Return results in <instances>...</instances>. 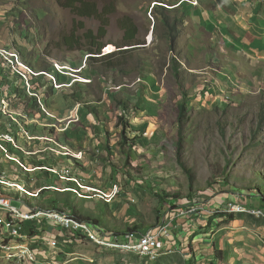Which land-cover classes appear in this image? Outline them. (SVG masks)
Here are the masks:
<instances>
[{
	"label": "rangeland",
	"instance_id": "374dc122",
	"mask_svg": "<svg viewBox=\"0 0 264 264\" xmlns=\"http://www.w3.org/2000/svg\"><path fill=\"white\" fill-rule=\"evenodd\" d=\"M95 1L100 8L114 6L101 54L121 45L120 19L131 17L139 29L141 43L118 67L88 57L85 43L74 50L62 44L63 35L79 22L85 26L79 33L96 31L98 19L76 16L57 0H0V76L9 68L29 72L20 86L13 78L2 85L0 77V132L13 135L14 155L27 166L34 165L27 160L51 159L58 170L27 173L0 149V172L6 170L10 180L25 182L30 190L45 188L32 198L9 194L12 203L25 211L56 210L74 218L55 209L67 204L99 220L76 227L40 215L21 221L18 236L0 222V263L264 264V215L220 211L232 198L264 211L256 195H264V0ZM162 10L178 20L174 40L156 15ZM48 62L59 66L57 78L47 75L53 87L41 88L49 121L25 110L32 111L26 93L37 82L27 80L28 66ZM115 95L129 100V137L136 141L126 152L118 143L123 111ZM183 99L188 118L180 134ZM79 151L82 159L74 155ZM72 156L78 167L69 164ZM64 178L78 180L89 198L65 193L72 188L62 186ZM2 218L10 219L1 212ZM167 224L165 242L173 249L157 260L120 246L132 235L113 234ZM201 234L215 244L214 255L204 260L195 257L192 241Z\"/></svg>",
	"mask_w": 264,
	"mask_h": 264
},
{
	"label": "trees",
	"instance_id": "16d2710c",
	"mask_svg": "<svg viewBox=\"0 0 264 264\" xmlns=\"http://www.w3.org/2000/svg\"><path fill=\"white\" fill-rule=\"evenodd\" d=\"M58 3L60 4L61 7L64 8H68L72 14L79 16V17H87V18H96L100 21V26L98 27V29L95 31L93 29H86L83 32L79 33L78 31L81 29H84V23L83 22H79L77 28H74L69 34L67 35H63L62 37V44L64 46H66L69 50H74V49H78L77 45H82V43H85V50H87L88 54H90V56L88 57H93V58H100V59H104L105 61L109 62V66L110 67H118L117 65H119V61L121 59H126L129 57V53L131 51H133L135 48L138 47V45L141 43L139 42L137 35L139 33V29L137 27V25L135 24V22L133 21V19L129 16H125L124 18L119 20V26L121 27V29L124 30V36L122 41L120 42V46L117 50H113L112 52H108L106 54H101V50L102 48H104L107 44L106 41H104V39L107 36L108 33V26L110 24V14H112L114 12V6H110V5H105L102 8H100L98 6L97 1L95 0H57ZM161 1V0H160ZM164 2V1H161ZM165 3V2H164ZM167 3V2H166ZM161 9L163 10H167V7L164 5H159ZM176 7V6H175ZM173 8H168V9H174ZM158 11V13L156 14L157 17L159 19H161L166 25H168L170 31H169V38L170 40H174L175 36L177 35L178 32L177 28H178V20L177 18L172 19L170 15H168L165 11ZM18 53V52H17ZM16 54V53H15ZM95 54H98L99 56H93ZM18 55V54H16ZM92 58V59H93ZM175 62H177L175 60ZM31 69V73L29 74V76L31 78H28L27 80H35L37 79V82H33L32 84H30V89H31V94H27L26 93V97L28 100L31 101L32 103V111H28L27 109H25L28 112V115L32 116V118H34L35 114H41L42 116H44L42 118L45 120H50V118L46 115V110H48L47 108V104L45 103V99L42 98V92H41V88L43 85H45L47 87V85L52 88L53 85L50 84V82L48 81L47 75H52L54 78L58 77V69L57 66L55 65L54 62H48L45 65L39 66L38 64H32L30 63L28 66ZM176 73L178 74V68H175ZM23 74H22V73ZM8 74V76H11L10 78H5V74ZM28 70L27 68H21L19 69V71L17 70H11L9 68V72H6L5 70H3V72L1 73V84L5 85V84H10L11 78H13L14 82L20 86L21 83L24 81V75H28ZM76 81H80L83 82L79 79H77ZM36 83H40V86H37ZM42 83V84H41ZM179 85H182L179 83ZM2 87H0V92H1ZM25 91V88H22ZM33 93V94H32ZM183 95H185V93H183ZM115 98H118V95H115ZM187 99V98H186ZM186 99H183L182 101L179 102L178 107H179V120H178V131L181 134V128L184 126L183 122L185 121L186 118H188V116H186ZM118 102L119 104L122 106V115L119 116V126L121 127V140L118 142L119 143V147L126 152L127 148H133L134 146V141H136V138H130L129 137V131L132 129V124L129 122L128 118H127V112L129 111V100L127 99H122V98H118ZM49 112H51L50 110H48ZM93 112H95L96 117L97 113L99 112L98 108H94L92 110ZM8 116H10L9 114H6ZM264 117V109H263V116ZM99 119V118H98ZM47 121V122H48ZM262 118H260L259 123L260 124L262 122ZM48 123H53V122H48ZM56 123V122H54ZM44 129H50L48 127H53V126H47V125H43ZM53 129V128H52ZM36 135V134H33ZM13 136V135H12ZM14 138V137H13ZM5 144L7 145V147L10 149L11 152H13L14 148L11 146L10 142L8 141H4ZM180 145V144H179ZM48 150V149H46ZM10 155V154H9ZM34 155V154H32ZM11 156H16L13 155ZM17 157V156H16ZM12 161V160H10ZM28 162L34 164L33 166H45L47 168L50 169H43L46 171H51V169H54L56 166L55 161L53 160H48L46 162H41V161H36V160H27ZM69 164L71 163V165L78 167L79 161L77 158H75L74 156L69 157L68 160ZM182 163V162H181ZM184 165V163H182ZM185 166V165H184ZM186 167V166H185ZM187 169V168H186ZM188 172H191V170L187 169ZM28 173V172H27ZM67 179V178H64ZM83 179V178H82ZM62 181V180H61ZM67 183L64 184H68V185H73V186H68V187H72L75 188L78 187L80 188V186L74 182V180H70L67 179L66 181ZM69 191H65L68 193H71ZM256 195H261V200L264 204V195L261 193H256ZM21 198V196H19ZM25 200H27L28 203H33L32 200L27 199L26 197H24ZM35 204H37L35 202ZM180 203L177 202V205H179ZM42 207H45L44 205ZM60 212H68L71 213L72 216L74 217L75 220H78L80 222H84L87 220H91L93 222L99 223V220L97 219H93V218H89L87 216H83V214H80L79 212H75L72 211V209H69L67 204L66 206H64V208H60L57 207L55 208ZM138 229L134 228V229H130L128 232H113V234L115 236H119L120 234L122 235H126V234H131L134 232H137Z\"/></svg>",
	"mask_w": 264,
	"mask_h": 264
},
{
	"label": "built area",
	"instance_id": "2783aa9c",
	"mask_svg": "<svg viewBox=\"0 0 264 264\" xmlns=\"http://www.w3.org/2000/svg\"><path fill=\"white\" fill-rule=\"evenodd\" d=\"M4 141L10 142V144H14V142L16 143L13 136L9 133H5V131L0 132V149L6 152L5 155L9 160H12L13 162L17 163L20 167H22L25 170V172L30 173L36 170L50 169L45 166H41V167L27 166L20 160V158L9 155L8 149L6 148L7 145L4 144L5 143ZM62 154H65V153H62ZM65 155H68V154H65ZM74 155L79 159H82L84 157L83 151L76 152L74 153ZM51 171L58 172L57 168L51 169ZM59 174L62 175V173H59ZM76 182H79V181L76 180ZM5 184L8 187H6ZM43 189L44 187L39 188L37 191L30 190V188L27 187L25 182L10 180L7 175L6 170H3L2 172H0V213L1 212L7 213L8 217L10 218L8 221L4 220L5 218H2L0 222L4 223V227L6 228L7 232L10 235L18 236L20 234V231H21L20 222L21 221L34 219V218L39 217L40 215L52 216L54 217V219L59 220L65 226L66 225L70 226L71 221L76 224V227H81V224H84V222H80L78 220H75L74 218H71V219L65 218V215L58 213L56 210L50 211L46 209H40L38 211H33V210L25 211V210L18 208V206L12 203L13 197L10 196L12 194L14 195L15 193L26 194L27 197L31 196L32 198V196L33 197L39 196ZM73 189L77 191V196L81 195L82 198H89L88 197L89 195L87 193L82 192L84 190V187H80V188L76 187V189L75 188ZM117 190H118V187H117ZM108 197H111V196H108ZM223 204L224 206L220 208L221 212L226 211V212H232L234 214H237L239 212L248 211V212L258 214V215H262V214L264 215V211L260 209L259 207L253 210L248 209L246 202L241 198H238V199L232 198L230 200H225ZM87 231L92 239L96 241H101L94 232H92L91 230H87ZM128 235H132V238H130V240L127 243L121 244L120 246L127 248L129 250H132L151 260H157L165 253H170L173 249V246L171 245V243L165 242V240H169V235H170L168 231V224L162 227L158 226V227L144 228V230L142 231L140 230L138 233L134 232ZM7 248L10 249L11 246H7ZM21 253L23 254H20V257H22L26 253V250H24ZM30 258H32V256H30Z\"/></svg>",
	"mask_w": 264,
	"mask_h": 264
},
{
	"label": "crops",
	"instance_id": "0c3cea01",
	"mask_svg": "<svg viewBox=\"0 0 264 264\" xmlns=\"http://www.w3.org/2000/svg\"><path fill=\"white\" fill-rule=\"evenodd\" d=\"M34 167V166H33ZM62 186H73V185H68V184H65V185H62ZM61 186V187H62ZM50 187V186H49ZM52 187V185H51ZM45 190V188L43 189ZM42 190V191H43ZM16 195H18L17 193H15ZM73 194V193H72ZM196 237V236H195ZM188 238H185V240H187ZM194 243H195V257L196 258H203L206 259L207 257H211L214 255V243L212 242V240L210 238H208L206 236V234H201L200 237H196L195 240H192ZM180 243L179 240H173V244L174 243ZM2 264V263H0ZM24 264V263H23ZM25 264H27V262H25Z\"/></svg>",
	"mask_w": 264,
	"mask_h": 264
},
{
	"label": "clouds",
	"instance_id": "9594fccd",
	"mask_svg": "<svg viewBox=\"0 0 264 264\" xmlns=\"http://www.w3.org/2000/svg\"><path fill=\"white\" fill-rule=\"evenodd\" d=\"M58 68V67H57Z\"/></svg>",
	"mask_w": 264,
	"mask_h": 264
}]
</instances>
